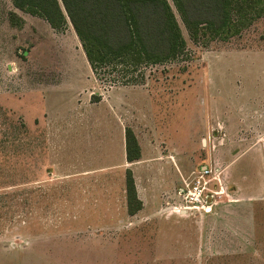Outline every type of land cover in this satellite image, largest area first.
Returning <instances> with one entry per match:
<instances>
[{
	"label": "rangeland",
	"instance_id": "1",
	"mask_svg": "<svg viewBox=\"0 0 264 264\" xmlns=\"http://www.w3.org/2000/svg\"><path fill=\"white\" fill-rule=\"evenodd\" d=\"M168 1L177 57L93 70L70 22L0 0V264H264V12L230 37L193 38ZM210 163L217 205L179 210L184 181Z\"/></svg>",
	"mask_w": 264,
	"mask_h": 264
},
{
	"label": "trees",
	"instance_id": "2",
	"mask_svg": "<svg viewBox=\"0 0 264 264\" xmlns=\"http://www.w3.org/2000/svg\"><path fill=\"white\" fill-rule=\"evenodd\" d=\"M24 12L44 18L53 28L68 22L80 39L93 70L119 59L131 65L158 64L177 57L186 41L168 0H12ZM193 38L209 33L230 37L264 12V0H173ZM15 12H11L13 15ZM129 59V61H128ZM127 60V61H126ZM126 160L141 158L131 127L125 129ZM130 214L143 202L133 172L126 169Z\"/></svg>",
	"mask_w": 264,
	"mask_h": 264
},
{
	"label": "built area",
	"instance_id": "3",
	"mask_svg": "<svg viewBox=\"0 0 264 264\" xmlns=\"http://www.w3.org/2000/svg\"><path fill=\"white\" fill-rule=\"evenodd\" d=\"M213 172L212 165L208 167H201L199 173L193 177L191 181H184V185L180 188V195L182 196L183 205L179 208L182 211H198L210 213L217 200L215 194H220L222 190H216L210 187L214 181L212 175L207 177ZM207 177V178H206Z\"/></svg>",
	"mask_w": 264,
	"mask_h": 264
},
{
	"label": "crops",
	"instance_id": "4",
	"mask_svg": "<svg viewBox=\"0 0 264 264\" xmlns=\"http://www.w3.org/2000/svg\"><path fill=\"white\" fill-rule=\"evenodd\" d=\"M87 61H88V60H87ZM88 63H89V62H88ZM125 156H126V152H125ZM174 156H175V155H173V156L171 155V158H170V159H172L173 162H171V161H170V162L173 164V166H174V168H175V172L182 173V171L184 170V167H182V166L180 165V163H179V161H178V158H177L176 161L174 160ZM141 159H142V154H141V158H140L139 160H141ZM175 159H176V157H175ZM125 160H126V159H125ZM139 160H137V161H139ZM126 162H127V163H133V162H128L127 160H126ZM134 162H136V161H134ZM167 163H169V162H167ZM210 165H211V163H210ZM165 166H166V165H165ZM136 185H138L137 182H136ZM124 190H125V189H124ZM137 191H138V187H137ZM138 193H139V192H138ZM139 198H140V197H139ZM140 199H141V198H140ZM142 202H143V201H142ZM143 207H144V202H143V206H142V208H143ZM142 208H141V209H142ZM141 209H140V210H141Z\"/></svg>",
	"mask_w": 264,
	"mask_h": 264
}]
</instances>
